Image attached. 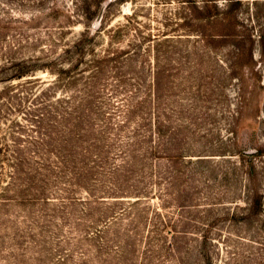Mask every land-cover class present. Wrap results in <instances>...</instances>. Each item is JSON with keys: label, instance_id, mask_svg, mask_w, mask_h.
Instances as JSON below:
<instances>
[{"label": "rangeland", "instance_id": "1", "mask_svg": "<svg viewBox=\"0 0 264 264\" xmlns=\"http://www.w3.org/2000/svg\"><path fill=\"white\" fill-rule=\"evenodd\" d=\"M235 3L260 74L247 104L237 50L202 34ZM263 28L264 0H0V264H264ZM106 51L119 64L88 99ZM73 97L95 100L87 141ZM259 148L248 218L239 153Z\"/></svg>", "mask_w": 264, "mask_h": 264}, {"label": "trees", "instance_id": "2", "mask_svg": "<svg viewBox=\"0 0 264 264\" xmlns=\"http://www.w3.org/2000/svg\"><path fill=\"white\" fill-rule=\"evenodd\" d=\"M234 3V1L232 2ZM236 3H239L236 1ZM233 4L229 6L226 10L219 13V9L215 6L207 7V13L203 16L206 19L205 23V31L203 36H209L211 38H218L221 44L230 43L237 50V57L234 62V70L241 74L242 85V98L243 101L249 103L253 100L256 93L257 82L260 79V74L256 69H253V45L255 43L253 34L249 29L244 27L242 23L239 22V19L235 15V10L237 4ZM103 7V6H102ZM102 7L100 8V13L102 11ZM106 7V6H105ZM105 9V8H104ZM104 11V10H103ZM211 31V33L206 32ZM92 39V35L86 37V39L79 40L78 42L73 44V51L77 56L82 58L84 56L86 44ZM257 42L259 47L260 58L264 60V28L261 29V32L257 36ZM119 56L114 52L106 51L104 55L95 58L90 66L88 67L91 71L89 77H82L83 80H87L84 85V90L88 94V99H94L95 89H97L98 84L102 81V77L104 76L105 68L110 66V68H116ZM77 65L72 67L70 70H67L66 74L70 75L71 82L70 84L75 87L82 80L79 74L75 75V69ZM247 70L250 74L249 80H252L251 88H248L249 83L246 79H244V72ZM83 76V75H81ZM76 98L73 97V119L75 125L73 126V131L75 132V136L77 140L87 141L86 135L87 133H92L94 128L91 124V112L93 108L94 101L91 103L88 99L84 101H77ZM85 104H88L89 109L85 107ZM251 126V124H250ZM81 138V139H80ZM75 143H80L75 141ZM81 144V143H80ZM84 150V148H83ZM82 151V150H81ZM84 153V152H83ZM262 154V148L252 150L251 153L242 152L239 153V157L241 159V164L245 166V178L250 186V194L251 199L248 203V218L252 216H256L261 212V194L257 189V172L253 160L259 157ZM255 244V241H251ZM250 242V243H251Z\"/></svg>", "mask_w": 264, "mask_h": 264}, {"label": "water", "instance_id": "3", "mask_svg": "<svg viewBox=\"0 0 264 264\" xmlns=\"http://www.w3.org/2000/svg\"><path fill=\"white\" fill-rule=\"evenodd\" d=\"M104 8H105V5H104V7H102V11L101 12H103ZM99 21H100V19H99ZM99 21H98V23H99ZM251 152L252 151H248V153H251Z\"/></svg>", "mask_w": 264, "mask_h": 264}]
</instances>
